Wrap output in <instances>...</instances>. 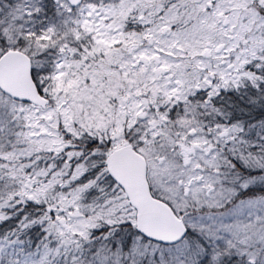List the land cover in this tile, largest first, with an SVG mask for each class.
<instances>
[{
    "label": "snow or ice",
    "instance_id": "obj_1",
    "mask_svg": "<svg viewBox=\"0 0 264 264\" xmlns=\"http://www.w3.org/2000/svg\"><path fill=\"white\" fill-rule=\"evenodd\" d=\"M0 264H264V0H0Z\"/></svg>",
    "mask_w": 264,
    "mask_h": 264
}]
</instances>
